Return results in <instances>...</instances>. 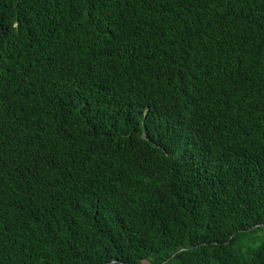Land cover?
Segmentation results:
<instances>
[{
	"label": "trees",
	"instance_id": "16d2710c",
	"mask_svg": "<svg viewBox=\"0 0 264 264\" xmlns=\"http://www.w3.org/2000/svg\"><path fill=\"white\" fill-rule=\"evenodd\" d=\"M0 264H264V0H0Z\"/></svg>",
	"mask_w": 264,
	"mask_h": 264
}]
</instances>
